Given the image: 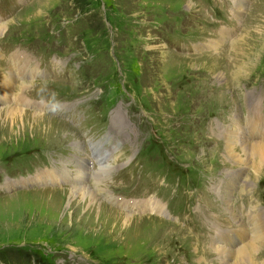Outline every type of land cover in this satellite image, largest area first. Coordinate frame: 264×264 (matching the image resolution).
Returning <instances> with one entry per match:
<instances>
[{
	"label": "rangeland",
	"instance_id": "obj_1",
	"mask_svg": "<svg viewBox=\"0 0 264 264\" xmlns=\"http://www.w3.org/2000/svg\"><path fill=\"white\" fill-rule=\"evenodd\" d=\"M0 20V54L8 47L37 71L13 82L12 59L0 56V85L8 76L11 98L52 106L25 107L52 121L48 131L27 116L0 118V264H229L224 238L251 231L255 211L264 220V156L237 139L243 161L233 160L220 133L236 120L241 133L253 106L264 125V0H21L15 13L0 0ZM241 35L253 58L233 82ZM78 149L89 174L93 156L114 151L96 196L129 224L96 225L93 204L45 179L73 176ZM158 190L177 193L179 214L186 196L191 213L178 222L123 210L126 198L157 199ZM199 224L209 233H194ZM255 244L253 260L264 262Z\"/></svg>",
	"mask_w": 264,
	"mask_h": 264
},
{
	"label": "bare ground",
	"instance_id": "obj_2",
	"mask_svg": "<svg viewBox=\"0 0 264 264\" xmlns=\"http://www.w3.org/2000/svg\"><path fill=\"white\" fill-rule=\"evenodd\" d=\"M4 28H5L4 23L0 22V33L4 30ZM244 36H245V34H244ZM244 42L245 41H244L243 35H241L240 38H238L235 42L236 48L234 49L233 54L235 56L234 58H237V60H236V63H234L232 69H230V74H231V78H232L233 82H237L238 78L240 79L241 76H244V74H242V73L247 70V68H246V65L248 62L247 60L250 59V61H251L253 58V56H252V54H250V52L248 53L247 50L245 52H244V50L243 51L241 50L242 49L241 46L244 44ZM254 49H256V47H254ZM241 52H244V53H241ZM18 57H19V55L12 59L11 65H10V73H7V75L12 77L11 80H13V82H14L15 76H19V75L22 76V71L24 69L21 66H18V63L16 61V59ZM205 68L209 69V72L211 71V72L215 73L214 65L209 66V67L205 66ZM33 74H34V72L32 71L31 75H28V76L32 77ZM7 77L4 76L1 80L0 98L6 100L8 102V107H3V108L1 107L2 109H0V118L1 117L2 118L5 117L7 119L18 118L17 120H21L23 122V119L26 118V116H27V118H26L27 121L30 120L36 125H39L42 127L44 126L43 128H45V131L50 130L51 125H52V121L46 120L45 116L41 115V112L39 113L36 111L34 113H31V112L29 113V112L25 111L26 108L23 105L21 107L17 106V104H20V103L24 104L28 101H26V99H23V97L20 93L15 94V96H13L12 98L10 97L9 94H10L11 89H10V87L6 81ZM221 80H223L224 83L227 84V80H226L225 76L223 78H221ZM10 84H11V82H10ZM17 88H18V91H23L25 89L24 86L16 87V89ZM33 109L42 110V106H41V104H37V105H35V107H33ZM253 109H254V111H253L252 115L247 116L245 122H243L244 129H242L240 131L241 133L237 132L233 128L234 126L236 127L239 124V122L236 119H235L236 122L231 121L232 124H235L232 128L226 127V129H224L222 132H220L221 136L224 137V138H222V140H225V142H226L224 150H226V153L230 154L232 159L237 161V162L243 161L242 159L235 157L234 145L236 143L235 140H237V139L239 141H242V143H245V144L251 143L250 147L252 149V151H251L252 154H255L258 156H264V125H263V123H261V117L257 115L258 114L257 113V106L256 107L253 106ZM61 111H62V109H61ZM247 129H249V131H250L249 132L250 136L247 135ZM247 136H249L250 138L256 137L257 141L255 140L256 142H254V141L249 142ZM92 149H94V148H92ZM77 152L79 155L75 158V161H72L74 163L75 168L70 169V171L72 170V172H74L73 176L68 175L66 173V172H68V170L67 171L64 170L62 172V173H64V176L62 174H58L56 171H50V173L46 176L45 179L51 183H60L61 181L69 183L71 188L69 187L68 184L67 185H68V191H69L68 193L70 194V198L78 199L81 202H87L89 205L93 204V207L90 208V211L88 214H90V216H93V214H94L93 212L96 209L95 210L96 211V218L98 219V220L96 219V225H98L99 219L100 220L110 219V220L114 221L115 223L122 222L123 224H127V223L129 224L131 222V220H134V218L132 219V217L129 215H126V214L124 215V214H120L116 211H113L111 208L108 209L106 206H101L100 205L101 203L99 202L100 199H98L97 198L98 196H96L97 195L96 192H100V191L102 192L103 191L101 186H100V185H102L101 180H104V178L108 176L110 170L114 166L108 162L109 160L110 161L115 160L112 157L113 156L112 152H114V151L110 150V152H111L110 157L107 156V152L103 153L105 155L100 156V158L93 156V158L95 159L97 168H95L96 171L94 170V172L91 174L88 173V170L84 171L86 165H85V162H83V158L80 156L81 152H82L81 149H78ZM249 155L250 154H248L247 156H249ZM114 157H116V156H114ZM261 160L262 159L260 158L259 161H261ZM263 161H264V158H263ZM47 170H49V169H47ZM39 179H40V177H39ZM90 180H91V182H93V189H91L90 185L87 183V181L90 182ZM91 186H92V183H91ZM241 194H242V191H241ZM73 203L74 202H72L71 204H73ZM154 203H155L154 200H149L147 202H143L142 204H138V206L139 207H144V206L146 207L147 206L148 209H150ZM124 205L126 206V203H124ZM136 205L137 204H129V206H127V209L129 210V212L133 211V209L135 207H137ZM147 220L149 222H152L153 224H155L153 219L147 218L146 221ZM249 223L252 225V229L250 228L251 231L244 233V235H242V238L240 240L229 241L230 239L224 238L225 241L228 242L229 244H231L233 247L232 250H230L231 249L230 248L226 252V254L229 252L227 257L229 259H231V262L229 264H264V262H256L255 260H253L254 255H256V251L259 248L257 246V244H255V242L259 241L261 244H264V220L262 218V215L260 213L258 214V212L255 211L254 216L250 217ZM238 238H240L239 235L236 237V239H238ZM246 240H248V243L245 242ZM226 254H224V255H226ZM224 255H223V257H224Z\"/></svg>",
	"mask_w": 264,
	"mask_h": 264
}]
</instances>
